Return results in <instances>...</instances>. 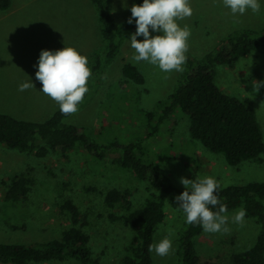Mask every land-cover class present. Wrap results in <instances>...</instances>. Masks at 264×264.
<instances>
[{
	"label": "rangeland",
	"instance_id": "374dc122",
	"mask_svg": "<svg viewBox=\"0 0 264 264\" xmlns=\"http://www.w3.org/2000/svg\"><path fill=\"white\" fill-rule=\"evenodd\" d=\"M116 26L130 15L136 0H109ZM191 17L178 21L181 27L191 30L187 56L201 59L219 46L228 34L239 29H264V4L258 14L248 10L244 15L233 16L222 0H190ZM159 35V33H152ZM130 37L120 55L107 70L101 88L67 122L80 130H89L102 140H145L148 160L159 167L179 188L185 189L180 178L197 180L213 177L219 189L230 185H244L264 181V154L258 163H243L229 167L222 155L209 152L201 143L189 140V121L178 115L166 124L156 136L152 126L140 112H153L173 92L181 72H162L148 62H134L135 50ZM142 40L143 37H137ZM75 48L89 60L101 46L97 14L90 0H11L7 11H0V113L19 119L41 122L59 109V104L40 91L42 85L35 78L36 65L42 49ZM125 62L136 65L145 78L137 85L123 77ZM183 67V66H182ZM184 69V68H183ZM264 81V51H255L230 66L219 68L217 83L227 94L241 100H250L264 127V88L254 91L253 83ZM33 82L35 87L23 92L19 85ZM151 136V137H149ZM27 173L34 179L32 194L27 206L20 209L5 201L11 178ZM63 183L69 189L63 191ZM97 188L89 195L84 187ZM190 187V186H189ZM111 188L131 189L135 207L143 204L149 193V184L137 181L119 170L110 161L99 164L86 151L78 149L69 158L51 154L45 159L9 150L0 146V241L33 244L56 237L69 225L60 212V204L72 199L86 216L87 232L92 237L94 254L102 264H120L123 246L133 231L125 222L113 223L111 212L103 206L102 195ZM239 210L227 213V232L203 233L196 239L199 264H234V254L250 248L256 241L259 226L246 216L242 224L232 222ZM27 224L25 231L14 232L11 224ZM185 223L183 211L166 207V218L154 237V244L168 237L172 250L159 257L152 252L153 264H179V233Z\"/></svg>",
	"mask_w": 264,
	"mask_h": 264
},
{
	"label": "trees",
	"instance_id": "16d2710c",
	"mask_svg": "<svg viewBox=\"0 0 264 264\" xmlns=\"http://www.w3.org/2000/svg\"><path fill=\"white\" fill-rule=\"evenodd\" d=\"M97 14V25L101 36L100 48L93 51L88 60L91 68L82 108L91 101L96 90L102 87L107 70L120 55L136 25L127 19L116 26L109 0H90ZM136 0L135 4H141ZM11 0H0V11H7ZM255 51H264V29H239L226 35L214 51L201 59L187 56L175 89L166 101L153 112H140L152 126L151 136L178 115L188 121L189 140L201 143L209 152L222 155L229 167L243 163H258L264 154V127L257 115L253 102L241 100L224 92L217 83L218 70L230 66ZM128 82L142 85L145 78L140 69L129 62L121 68ZM70 115L60 109L48 119L34 122L0 113V146L9 150L34 155L45 159L51 154L69 158L78 149L86 151L99 164L110 161L119 170L137 181L149 184V193L143 204L135 207L131 189L111 188L100 194L109 219L113 223L125 222L133 233L123 246L120 264H153L149 245L166 218V207L182 211L175 197L186 189L177 187L169 177L145 154V140H102L95 138L89 130H80L67 122ZM149 136V137H151ZM34 179L27 173L11 178L7 185L5 201L11 206L25 210L30 201ZM63 191L69 183H63ZM89 195L96 194L95 187H84ZM221 204L227 213L244 209L246 217L255 221L259 233L255 243L248 249L234 254V264H264V181L244 185H230L217 190ZM219 205L213 208L217 211ZM61 214L69 225L53 239L33 244L0 241V264H102L94 254L89 226L79 206L70 198L60 204ZM86 218V219H85ZM14 232L25 231L27 224L10 225ZM204 233L199 224L184 223L179 233V264H199L196 239Z\"/></svg>",
	"mask_w": 264,
	"mask_h": 264
},
{
	"label": "clouds",
	"instance_id": "9594fccd",
	"mask_svg": "<svg viewBox=\"0 0 264 264\" xmlns=\"http://www.w3.org/2000/svg\"><path fill=\"white\" fill-rule=\"evenodd\" d=\"M121 3L128 8L127 0H121ZM222 3L233 16H242L248 10L260 13L264 0H222ZM128 10L131 15L127 23L136 25L129 39L130 47L135 50L133 61L148 62L165 73L183 71L191 30L187 25L181 27L178 21L192 16L190 0H142L141 4H133ZM115 11L113 8L112 12ZM141 36L143 39L138 40L137 37ZM34 67L37 69L35 78L42 85L40 91L59 104L62 114L76 113L89 91L87 83L92 71L87 58L72 47L42 49ZM32 87H35L33 82H25L19 85L18 90L23 92ZM261 88H264V81L253 83L254 91L258 92ZM180 183L186 190L175 200L185 215V222L199 224L205 233L227 232L229 217L223 215L227 207L217 196L218 181L210 176L194 181L181 177ZM217 205L218 210L213 211ZM245 216L246 211L241 209L231 219L233 223L242 224ZM171 250L172 240L168 237L148 248L150 253L154 252L159 257L168 256Z\"/></svg>",
	"mask_w": 264,
	"mask_h": 264
}]
</instances>
